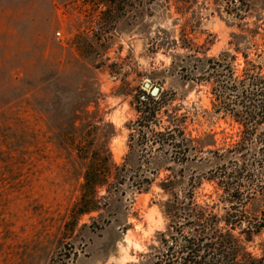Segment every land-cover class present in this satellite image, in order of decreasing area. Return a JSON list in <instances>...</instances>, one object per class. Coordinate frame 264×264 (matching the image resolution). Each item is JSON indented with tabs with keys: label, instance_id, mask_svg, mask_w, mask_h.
Here are the masks:
<instances>
[{
	"label": "rangeland",
	"instance_id": "rangeland-1",
	"mask_svg": "<svg viewBox=\"0 0 264 264\" xmlns=\"http://www.w3.org/2000/svg\"><path fill=\"white\" fill-rule=\"evenodd\" d=\"M20 24L30 52L17 42L15 84L0 89V264H154L171 222L162 186L184 197L201 181L197 200L216 197L206 150L240 132L215 111L201 72L187 75V57L235 53L233 33L249 36L252 58L264 55V0H17V37ZM146 81L176 93L169 108L203 147L195 159L131 138ZM97 153L120 166H95L116 178L81 204ZM263 241L248 247L260 253Z\"/></svg>",
	"mask_w": 264,
	"mask_h": 264
},
{
	"label": "trees",
	"instance_id": "trees-1",
	"mask_svg": "<svg viewBox=\"0 0 264 264\" xmlns=\"http://www.w3.org/2000/svg\"><path fill=\"white\" fill-rule=\"evenodd\" d=\"M242 10L236 7L234 13L242 18ZM229 43L234 45L235 53L226 49L217 56H199L196 50L188 55L186 66L189 77L199 79L190 73L201 72L202 80L211 85L215 111L230 116L239 125V138L229 146L206 150L213 165L204 172L203 180L215 185L216 197L211 193L209 200H197L196 187L201 181L186 190L184 197L170 185L162 186L172 196L166 210L171 222L167 231L160 232L163 250L154 264H264V241L260 253L248 247L264 233V55L250 56L248 50L254 44L247 34L233 33ZM175 97L176 93L169 90L157 95L143 91L131 138L141 136L143 150L152 141L158 145L157 150L172 151L184 161L192 156L195 159L203 147L187 136V122L178 115V108H169ZM110 160L111 156L96 154L95 163L84 174L81 204L90 195L96 197L98 188L109 183L110 177L116 178L112 168L106 167L101 174V169L95 167L120 166ZM94 209L89 206L80 211Z\"/></svg>",
	"mask_w": 264,
	"mask_h": 264
},
{
	"label": "crops",
	"instance_id": "crops-1",
	"mask_svg": "<svg viewBox=\"0 0 264 264\" xmlns=\"http://www.w3.org/2000/svg\"><path fill=\"white\" fill-rule=\"evenodd\" d=\"M48 1L61 4L72 0ZM18 27L23 29L21 32L18 31L19 37H17V0H0V89L4 92L9 90L10 85L15 84V76L12 77L13 82L10 84V75H14L16 69L17 42L22 44L19 52H23L24 56L26 49L30 52L31 41L25 38V26L20 24Z\"/></svg>",
	"mask_w": 264,
	"mask_h": 264
},
{
	"label": "water",
	"instance_id": "water-1",
	"mask_svg": "<svg viewBox=\"0 0 264 264\" xmlns=\"http://www.w3.org/2000/svg\"><path fill=\"white\" fill-rule=\"evenodd\" d=\"M144 87L146 89H151V93L154 94V95H157L160 93L161 91V88L159 86H153L152 83L150 81H146L144 83Z\"/></svg>",
	"mask_w": 264,
	"mask_h": 264
},
{
	"label": "built area",
	"instance_id": "built-area-1",
	"mask_svg": "<svg viewBox=\"0 0 264 264\" xmlns=\"http://www.w3.org/2000/svg\"><path fill=\"white\" fill-rule=\"evenodd\" d=\"M57 38H58V39H63V38H64V35L62 34L61 31H58V32H57Z\"/></svg>",
	"mask_w": 264,
	"mask_h": 264
}]
</instances>
